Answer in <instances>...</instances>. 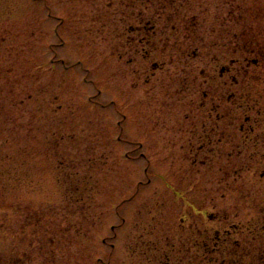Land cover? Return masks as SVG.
<instances>
[{
	"label": "rangeland",
	"instance_id": "rangeland-1",
	"mask_svg": "<svg viewBox=\"0 0 264 264\" xmlns=\"http://www.w3.org/2000/svg\"><path fill=\"white\" fill-rule=\"evenodd\" d=\"M0 264H264V0H0Z\"/></svg>",
	"mask_w": 264,
	"mask_h": 264
},
{
	"label": "trees",
	"instance_id": "trees-1",
	"mask_svg": "<svg viewBox=\"0 0 264 264\" xmlns=\"http://www.w3.org/2000/svg\"><path fill=\"white\" fill-rule=\"evenodd\" d=\"M240 245H241L240 243H237V244H236L237 247L240 246Z\"/></svg>",
	"mask_w": 264,
	"mask_h": 264
}]
</instances>
